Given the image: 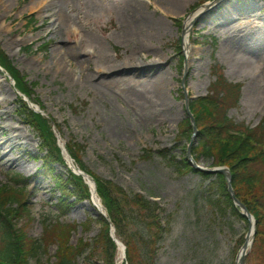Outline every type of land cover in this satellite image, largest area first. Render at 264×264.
Here are the masks:
<instances>
[{
	"label": "rangeland",
	"instance_id": "rangeland-1",
	"mask_svg": "<svg viewBox=\"0 0 264 264\" xmlns=\"http://www.w3.org/2000/svg\"><path fill=\"white\" fill-rule=\"evenodd\" d=\"M139 2L148 14L164 21L156 28H135L130 22L134 17H124L121 11L130 0H10L7 9L0 8V47L35 84L34 94L58 124L61 142L82 144L81 160L90 170L162 206L161 218L169 221L152 264H236L248 222L228 206L220 210L212 203L223 200L211 185L214 177L204 180L191 171L178 173L169 158H178L189 143L184 135L178 137L179 124L186 118L179 91L182 76L188 94L195 97L205 95L223 73L227 81L242 84L239 100L227 115L249 128L263 118L264 0H220L204 8L193 18L187 52L180 31L185 17L213 0ZM30 14L33 23L27 22ZM170 16H179L181 24ZM76 49L79 58L87 57L83 66L70 56ZM128 60L149 66L144 65L139 76L117 74L113 66ZM0 83V139H6L11 125L29 144L11 151L21 155L20 165L0 157V182L18 172L29 194L32 220L18 219L17 226L26 223L29 236L40 239L45 222L59 217L76 224L71 243L80 238L92 241L101 230L102 207L85 199L58 216L54 206L58 188L40 170L38 133L17 115V91L1 68ZM197 163L210 167L213 160L199 157ZM54 169L55 174L68 176L63 165L55 164ZM55 251L56 245L50 244L29 264H50ZM124 258L119 250L115 264ZM94 259L105 264L101 257L86 253L74 264Z\"/></svg>",
	"mask_w": 264,
	"mask_h": 264
},
{
	"label": "trees",
	"instance_id": "trees-1",
	"mask_svg": "<svg viewBox=\"0 0 264 264\" xmlns=\"http://www.w3.org/2000/svg\"><path fill=\"white\" fill-rule=\"evenodd\" d=\"M0 66L12 77L15 87L21 93L43 108L41 101L34 96V84L27 81L1 49ZM240 88V83H230L218 76L216 82L211 84L207 95L189 100V108L197 128L196 144L192 146L191 153L196 161L199 157L211 158L213 165H224L230 170L231 186L235 196L246 205L256 220L254 240L245 264L256 260L264 264V116L251 128L243 123H236L227 116V110L238 102ZM18 102L17 113L25 123L37 131L41 139L42 167L59 190L55 202L58 213L66 215L75 203L90 199V186L84 182L82 176L69 169L67 177L55 174L54 164L65 165V161L52 129L53 119L32 110L20 97ZM179 129L178 137L184 135L189 139L192 126L188 117L179 124ZM66 148L78 166L94 180L96 193L106 210L107 216L99 219L101 224L99 234L92 241L80 238L73 245L70 239L76 224L57 219L45 224L44 234L40 240L30 237L26 231V223L21 227L16 224L18 219L26 215L28 223L30 221L31 206L25 200L24 189L13 184H2L0 264H29V259L40 251V244L57 245L55 260L51 264H74L76 257L85 253L91 258L101 257L105 264H114L117 245L109 235L110 223L114 225L116 238L125 247L124 264H152L157 245L169 221L167 219L165 225L163 224L162 208L157 202L139 193H129L113 181L88 169L80 158L82 145L72 142L66 144ZM169 159L174 162L178 173L191 171L199 174L204 180L214 177L211 185L223 200H213L212 203L220 210L225 205L228 206L233 214L247 222L234 206L222 174L196 170L188 162L184 149L178 158L171 155ZM90 264L97 262L92 260Z\"/></svg>",
	"mask_w": 264,
	"mask_h": 264
},
{
	"label": "bare ground",
	"instance_id": "bare-ground-1",
	"mask_svg": "<svg viewBox=\"0 0 264 264\" xmlns=\"http://www.w3.org/2000/svg\"><path fill=\"white\" fill-rule=\"evenodd\" d=\"M9 1L10 0H0V8L7 9ZM123 1H127V0H123ZM139 1L140 0H130V3H126L127 5L121 9L124 17L132 16V19L134 17L133 20L130 19V22L133 23L132 25L135 28H145V27L156 28L160 22L164 21L163 18H160L158 20L157 18H155V16L148 14V12L145 10L146 6ZM44 2H46V0H44ZM136 16L138 19L137 22H136ZM193 17H194V15H189L185 19V22L183 25L184 26L183 27V30H184L183 31V46H184V50L186 52L188 51V48L190 47V43H189L190 40L188 37V31H189L188 27H189L190 20ZM79 43H80V41H79ZM99 45H103V44H99ZM77 50L78 49H76L74 51L76 54L73 52V50L70 51V56L73 60L76 61L77 65L83 66L85 61H87V57L84 58L85 61L83 59L79 58L80 55H78ZM128 63H129V65L126 66ZM148 63L149 62H145V64H140V63H136L133 60H128L124 65L113 66V68L117 74H121L122 72H127V73H131L133 75L139 76L143 72V66L144 65L149 66ZM150 63L157 66L156 61L153 62L150 60ZM150 67H152V66H150ZM2 89H3V84L0 83V90H2ZM162 99L166 100V97L163 96ZM166 101H167L168 105L172 108L173 106H172L171 101L170 100L169 101L166 100ZM3 126H2V129H3ZM9 128H10V130H9ZM8 130H9V133L6 136V139L4 141L0 139V152H1L0 157L3 158L6 162H9L11 164L20 165L21 163H19V160L21 159V155L15 156L11 153V151L15 148H25L29 144L26 141H22L21 133L17 132V129L15 128V126L10 125L8 127ZM93 201L97 205L100 204V202L96 196H94ZM250 238H251V236H249L247 238L248 244H249Z\"/></svg>",
	"mask_w": 264,
	"mask_h": 264
},
{
	"label": "water",
	"instance_id": "water-1",
	"mask_svg": "<svg viewBox=\"0 0 264 264\" xmlns=\"http://www.w3.org/2000/svg\"><path fill=\"white\" fill-rule=\"evenodd\" d=\"M182 83H183V80H182ZM185 108H186L187 113L189 114L190 121H191V124H192V127H193V135H194V134L196 133V127H195V125H194V119H193L192 115L190 114L187 105H185ZM192 138H193V136L191 137V140H190V142H189V144H188V147H187V156H188L189 158L191 157V155H190V146H191V143H192ZM191 162H192V165H193L196 169L203 170V171H210V172H220V173H222V174H224V175L226 176V178H227V180H228V185H227V186H228V191H229L230 194H231V197H232V199H233L234 204L237 205V206L240 208V213H241L242 215H244V216L248 219L249 223H251L252 228H253V230H254L255 220L253 219V217H252V215L250 214V212L247 210L246 206H245L243 203H241V202H240V201L234 196L233 190H232V188H231V186H230V182H229V180H230V172H229L228 168H226V167H212V168H206V167H200V166H198V165H197L195 162H193L192 160H191ZM250 231H251V230H250ZM250 231H249V233H250ZM249 233L247 234V236H249ZM111 236H113V230L111 231ZM246 248H247V242H245V243L243 244V246H242V248H241V250H240V252H239V255H238V257H237V260H238V263H239V264H243L244 256H245V254H246V252H245V251H246Z\"/></svg>",
	"mask_w": 264,
	"mask_h": 264
}]
</instances>
